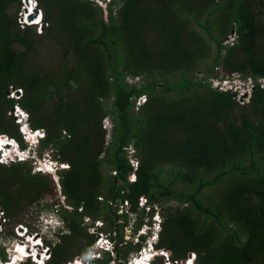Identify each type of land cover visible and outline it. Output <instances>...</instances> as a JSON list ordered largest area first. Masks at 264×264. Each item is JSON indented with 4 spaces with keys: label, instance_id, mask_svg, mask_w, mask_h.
Instances as JSON below:
<instances>
[{
    "label": "trees",
    "instance_id": "obj_1",
    "mask_svg": "<svg viewBox=\"0 0 264 264\" xmlns=\"http://www.w3.org/2000/svg\"><path fill=\"white\" fill-rule=\"evenodd\" d=\"M36 2L39 33L18 24L21 0H0V135L26 146L10 114L18 106L29 128L44 132L38 156L55 153L57 162L69 166L59 173L71 208L59 207L66 233L44 238L51 250L46 264L91 255L95 235L83 221L100 220L106 209L113 249L94 262L127 264L144 238L139 244L123 240L127 213L118 215L113 206L135 214L138 230L158 203L170 199L177 207L163 209L156 248L171 261L194 254V264H264V86L257 83L264 79V0ZM98 2L107 5V18ZM232 30L236 39L225 44ZM231 75L254 83L248 103L211 86L210 79ZM126 76L143 82L130 87ZM11 89L22 96L9 98ZM140 97L146 101L136 109ZM105 118L113 126L108 140ZM129 145L138 160L132 183L134 168L124 150ZM164 165L170 166L168 183L161 178ZM50 179L32 174L26 163L0 165L5 231L13 223L32 234L25 211L55 191ZM176 183L186 190H172ZM102 184L106 196L99 201ZM207 188L214 195L204 194ZM142 199L149 213L139 210ZM1 237L14 234L0 230Z\"/></svg>",
    "mask_w": 264,
    "mask_h": 264
},
{
    "label": "rangeland",
    "instance_id": "obj_2",
    "mask_svg": "<svg viewBox=\"0 0 264 264\" xmlns=\"http://www.w3.org/2000/svg\"><path fill=\"white\" fill-rule=\"evenodd\" d=\"M22 1H25V0H22ZM22 1H21V9L25 7V4L27 5V3L22 5ZM99 6L103 9L104 18H107V14H108L107 5H105L104 2H102V3L99 2ZM221 13L222 12H220V14ZM19 14H23V11L21 10L19 12ZM221 15H223V14H221ZM20 17H22V16H20ZM221 18H222V21L224 19L226 20L225 17H221ZM197 19H198L197 22L202 23L203 20H204V17H201V18L199 17ZM216 19H217L216 16H213L210 20H211V24H212V28H213V34H214L215 38L219 39V34H217V32H216V26H215V20ZM18 20L19 19H17V22H18ZM19 22H22V21L19 20ZM190 22H191L193 28L197 31V33L199 35H201L202 37H204V34H203L202 30L200 29V27L198 25H196L194 21L191 20ZM40 29H41L40 27H37V33L40 32ZM233 31L234 30H232V32ZM210 48H211V46H210ZM197 75H198V77H203L202 73H197ZM128 77L129 76H126L125 82L130 87L137 88L139 86V84L143 82V80L140 77L127 79ZM236 78H237V76H232V80L233 81ZM176 80H179V76H176ZM167 81L170 82L171 79L168 78ZM209 81L211 82V84H212V82L216 83L214 78L210 79ZM235 89H237V88H235ZM235 89H233V90H235ZM10 93H13V97L14 98H18L19 97V96L15 95L16 92H15L14 89H11ZM18 94L20 95V93H18ZM241 94H243L244 96L247 95L246 93H241V91H240V94L236 97V99L238 97H240ZM10 97H12V96H10ZM144 100L145 99L142 98V100L138 99L137 101H135L136 109H138V107L142 105V102H144ZM12 119H13V116H12ZM13 122L15 123L16 119H13ZM27 135H29V134H27ZM107 139H108V137H107ZM7 141H8L7 146H9L10 144L15 146L12 142H10V139H8ZM4 148H6V147H4ZM21 148L22 147L20 146V149ZM27 148H29V147L26 144V146L23 149H27ZM33 151H34L33 156H34V158L37 159V161L29 160V162L26 163L28 165V167H30L32 169V174L35 173V174H40V175H44V176L48 175L51 178L50 180L53 181L54 186H56L55 191H53L52 194L44 193L43 194V198L41 199V201L37 205H34V206L28 208L25 211L24 222L30 226L31 230H33V231H31L32 235L33 236L37 235V237L35 239L36 240H38V239L42 240V243H43V241L45 240L44 238L52 239L55 236L54 232H58L54 228L55 226L52 225V220H53L52 211L54 209L53 208L54 207V203L58 201L59 204L63 208H67L68 210H71V208L67 207L65 198L63 197V195L61 193V187L59 185V182H60L59 181V173L60 172L59 171L56 172L55 169H54V165L57 163L56 157L54 158L55 153L53 152L54 154H52V153H50L48 151H44L42 153V156L39 157L38 156V149H36V150L34 149ZM127 156H128L130 161H133L132 160V149H128ZM38 161H40V163ZM50 161L54 162V165H52ZM137 161H135V162L133 161L132 162L134 166L138 164ZM37 169L41 170L42 172H37L36 171ZM169 169H170L169 165H164L163 166V172L161 173L162 174L161 178L166 183H168L170 178H171L170 175H169ZM47 171H49V172H47ZM167 174L169 176H167ZM103 175L107 177V175H108V169L107 168H103ZM106 177H105V179H106ZM184 187H185L184 185L176 183L172 187V190H176V191H179V192H181V191L184 192L186 190ZM206 190L207 191H204V194H208V195L212 194V195H214L213 191L210 188H207ZM100 192H101V195H100V198H98V199H99V201H104L105 196H106V186L104 184H102ZM116 207H118V215H122L123 212H124L123 207L119 203H117V204H115L113 206V208H116ZM167 207L175 208V207H177V204H176V202H174L173 200L170 199L168 201H166V200L163 201L162 200L161 203H158L156 205L155 213H158V220L159 221H161V219H162L161 213H162L163 209L167 208ZM56 208L59 210L58 206H56L55 209ZM106 213H108V210L107 209L103 210L102 216H101V218H99L100 220H95V222L93 220H89V222H87L88 220H84L83 221L84 222V226L87 228V232L89 234H91V235H95V238H94L95 241L93 243L94 244L93 245V252H92L91 255L86 256V257H84V256L76 257V258H74V260L71 263H68V264H91V263L94 264V261H91V260L87 259V257H89V258H92V257H96L97 258L98 257V259L100 258V260H101L102 258H104V252H101V251L99 252L98 251V249L100 247H102L104 249H108L110 251L113 249L112 243H111V245H108L107 242H106V239L110 240L109 233L105 232V230L108 229L107 222L103 220V217L105 216ZM106 216H107V214H106ZM58 220L60 222H63L61 217ZM152 220H153V218L151 219V221ZM97 221L99 223H97ZM136 221H137V217H135V216L134 217L127 216V222H126V224L124 225V227L122 229L123 240L124 241L133 242L138 237V234L135 235L136 232H137V229L135 227L136 226ZM144 221L146 223L148 221V219H145ZM5 223L7 225V221ZM93 223L98 224V227H100V228L96 229L95 228V224H93ZM120 223L124 224L125 221L122 219L120 221ZM208 223L210 225L213 224L211 220H208ZM12 224L6 227V231H5V227H2V229H1V231H3L4 234H6V233H13L14 234V237H12V238H7V237H1L0 238V249L1 248H6V250H5L6 259L4 260L5 262L10 259V254H11L10 252H12L11 248L17 242L20 243V241H22V238L24 236L27 239L28 238L27 236H29V234H31L30 230L28 228L26 229L24 226H20V225H16L15 227L12 228L11 227ZM17 234L20 235L21 240L18 239ZM147 234H148V232H147ZM141 237H143V236H141ZM144 238H146V240H147L146 236ZM55 240H56V238L54 239V241ZM110 242H111V240H110ZM21 243H24V241H22ZM36 253H38L37 250H36ZM135 257H136V254L135 253H131L129 262L132 261L133 259H135ZM0 261L2 262L1 259H0ZM140 261H142V259ZM40 262H42V261H40ZM159 262H162V264H164V262L162 260H157L155 263L158 264ZM138 263H139V261L136 260L135 264H138ZM150 264H154V263H150ZM178 264H180V262Z\"/></svg>",
    "mask_w": 264,
    "mask_h": 264
},
{
    "label": "clouds",
    "instance_id": "obj_3",
    "mask_svg": "<svg viewBox=\"0 0 264 264\" xmlns=\"http://www.w3.org/2000/svg\"><path fill=\"white\" fill-rule=\"evenodd\" d=\"M106 2H108V0H106ZM25 3H27V5ZM24 4H25V7L22 8V9L20 8V9L23 11V14L25 15V17H20L22 14H19V13L17 15V19L22 21V22H19V20H18V24L21 25L20 27H23V26L40 27L42 25V16H41L42 13L40 12V10L37 7L36 0H31V3H29V0L22 1V5H24ZM98 4H99V2H98ZM27 6H29V8H34V11L35 10L39 11L41 17H40V20H39V22L37 24L33 23L34 20L32 22H29L28 20H25L26 18H28V16L26 17L27 14H26V10H25V9H27ZM34 11H33V13H34ZM30 15H33V14H30ZM33 24H35V25H33ZM235 39H236V35L233 32L232 35L229 36L225 40V44H232V42ZM232 76H237L238 79L236 78L233 81L232 80ZM129 78H136V77L129 76L127 79H129ZM261 80H263V79H261ZM259 81L260 80H258L257 83L262 87V85L260 84ZM215 82L216 83L212 82L211 86H213L215 89H217L219 91H222V92H236L237 93L236 97L240 94V91H241V93H246L247 94L246 96L241 94L242 97H243V103L242 104L248 103V101L250 99V96H251V91H252V88H253V84H254L250 79L241 80L238 75H231V77L225 78L223 80L215 79ZM249 83H251V85ZM221 85L223 87H226V89L225 90L221 89V87H220ZM235 88H237V89H235ZM233 89H235L236 91L233 90ZM15 92H16L15 95H17L19 97L22 96V91L21 90H15ZM18 93H20V95ZM10 96H12V97H10ZM19 97L18 98H14L13 97V93H9V98H11V99L17 100V99H19ZM142 98L145 99V97H140L139 100H142ZM145 101H146V99L144 100V102H142V105L145 103ZM236 101L239 103V101L237 99H236ZM239 104H241V103H239ZM10 114H11V117L13 116V119H16L15 124L18 126L17 131L21 135V137L23 139V142L25 144H27L29 148H27V149L21 148L22 149L21 150L20 149V145L17 143V141L15 139H12V138H10L8 136H5V135H0L1 137L10 139V142H12L15 145V146H10L9 148H5V151H7L9 157L12 158V163H10L8 165H4V164L0 163V165H3V166H10L12 164H17V163H28L29 160L33 161L34 160V156H33L34 151L33 150L34 149L35 150L38 149L39 140L41 138H43V136H44V132L42 130L33 131V130H31L29 128V126H28V115H27V113L25 111H23L18 106H16ZM102 128L104 130H106V132H107L106 140H108L109 137H110V132H111V130L113 128L112 123L109 120V118H105L104 120H102ZM29 133H30V138L27 136V134H29ZM37 133H40L41 135H37ZM107 137H108V139H107ZM128 149H132V156H133L134 150H135L134 147L132 145H129L128 147L124 148L126 153H128ZM17 151L24 152L25 155L24 156L23 155L20 156V155L16 154ZM21 157H22V160H21ZM23 157H24V159H23ZM130 164H131V161H130ZM68 167L69 166L67 164H60L59 162H57L54 165V169H55L56 172L57 171L62 172L64 170H67V169H69ZM132 167H133V165H132ZM137 167L136 168L133 167L134 171L128 177V182L129 183L135 182V179H136L135 172L137 170ZM122 207L124 209V212H123L122 215L127 213L126 214L127 216H132V217L135 216L136 217L135 214H131L129 211H127L124 206H122ZM138 208H139L140 211L141 210H145L146 211L145 213H149L150 212V207L148 206V203H147L146 199H142L139 202ZM152 218H153V220L151 221ZM4 219L5 218H4L3 214L0 212V230L2 229V225L5 224ZM145 219H148V221L146 223L144 221L143 225L137 230L135 235L138 234V237L135 239V241H133V243L134 244H139L140 241H141L140 239L144 238L145 236L147 237V240H146V238H144V241L142 242V247L140 248L139 252L136 253L135 259H133L130 262L128 261L127 264H135L136 260L138 258L140 259L142 257V254H146L147 252H148L149 255L147 257V260L145 261V264H150V263L156 262L157 260H162L164 262V264H173L174 261H171L170 254L168 252L163 251V250H158L156 248V243L158 241V236H159V233H160V230H161V221L158 220V213L154 212L152 217H149V216L146 215ZM94 222H95V220H94ZM97 223H99V222L97 221ZM93 224H95V228L96 229L100 228V227H98V224H96V223H93ZM156 225H159V230L158 231H157ZM147 232H148V234H147ZM141 236H143V237H141ZM17 237H18L19 240H21V237H20L19 234H17ZM27 237H31L32 239H34V238L37 237V235L33 236L32 234H29V236H27ZM25 240H26V237L24 236L22 238V241H25ZM36 241H40L42 246L38 245L36 247V250L39 253H36V254L31 253V263H33V264H46L49 261V258L46 259L44 257L43 249H44V247H48V246L44 243V241L42 243V240L38 239ZM106 242H107L108 245H111V243H112L108 239H106ZM103 252H110V250L103 248ZM162 252L163 253H167L169 255V258L166 259L165 256L162 255ZM191 256H192L193 261L195 262V255L191 254ZM38 257H39V259H38ZM87 259H89L91 261L100 260V258L98 259V257L97 258L96 257H92V258L87 257ZM167 260H169V261L166 263ZM185 260H186V264H187L189 259L187 258ZM40 261H42V262H40ZM179 262H180V264H182L181 263L182 261H178V263ZM160 263L161 262H159V264ZM94 264H95V262H94Z\"/></svg>",
    "mask_w": 264,
    "mask_h": 264
},
{
    "label": "bare ground",
    "instance_id": "obj_4",
    "mask_svg": "<svg viewBox=\"0 0 264 264\" xmlns=\"http://www.w3.org/2000/svg\"><path fill=\"white\" fill-rule=\"evenodd\" d=\"M25 10H26V14H27L26 17H27L28 15L33 14L34 8H29V6H27V9H25ZM40 17H37V19H34L33 23L37 24L39 22V20H40ZM25 20H27V18ZM35 24H33V25H35ZM27 136H29V138H30V133ZM7 140H8L7 138H5L3 140H0V154H2L3 151H5L4 147L9 148L10 146H13L11 144L9 146H7V143H8ZM16 154H18L20 156L23 155V154L20 153V151H17ZM33 161H37V159L34 158ZM38 162L40 163V161H38ZM50 162H51L52 165H54V162H52V161H50ZM36 171L37 172H42L41 170H38V169ZM56 206H58V208H59L61 205L60 204L59 205L55 204L54 207H53L54 209L52 211V217H53L52 225L55 226L54 228L58 231V232H54L55 236L63 235L66 232L65 229H64L63 222H60L58 220L61 216L59 215V210L57 208L55 209ZM4 222H5V219H4ZM30 239H32V238L28 237L26 239V241H24L25 244L21 243V242L20 243L17 242L12 247V250H11L12 252H10L11 253L10 254V259L8 261H6V262L5 261H2V262L0 261V264H25L27 262L31 263V253L36 254V250H35L36 247L38 245L42 246V244H41L40 241H39L40 244H37V241H33V242L29 243ZM34 240H36V239H34ZM99 249H103V248L100 247ZM147 257H148V253L142 254V257L140 259L139 258L137 259V261H139L138 264H145V261L147 260ZM38 259H39V257H38ZM141 259H142V261H140ZM191 264H194V263L191 262Z\"/></svg>",
    "mask_w": 264,
    "mask_h": 264
},
{
    "label": "built area",
    "instance_id": "obj_5",
    "mask_svg": "<svg viewBox=\"0 0 264 264\" xmlns=\"http://www.w3.org/2000/svg\"><path fill=\"white\" fill-rule=\"evenodd\" d=\"M21 16H22V17H25L24 14H22ZM249 82H250V81H249ZM259 82H260V84H261L262 87H263V86H264V79H263V80H260ZM249 84L251 85V83H249ZM220 87H221V89H223V90L226 89V87H223L222 85H221ZM237 100L239 101V103L242 104V103H243V97H242V95H241L240 97H238ZM5 153H7V151H3L2 154H0V163H2V164H4V165H8V164L12 163V158L9 157L8 153H7V155H5ZM20 153L23 154V156H24V154H25L24 152H20ZM23 159H24V157H23ZM21 160H22V157H21ZM132 162H133V161H131V164L133 165ZM133 167L136 168L137 165H135V166L133 165ZM85 220H88L87 222H89L90 219L85 218ZM156 228H157V231H158V230H159V225H156ZM50 252H51V250H50L49 247H44V249H43V254H44V257H45L46 259L49 258V256H50ZM162 254L165 256L166 259L169 258V255H168L167 253H163V252H162ZM169 260H170V259H169ZM169 260H167L166 263H167ZM173 264H178V262H173Z\"/></svg>",
    "mask_w": 264,
    "mask_h": 264
},
{
    "label": "water",
    "instance_id": "obj_6",
    "mask_svg": "<svg viewBox=\"0 0 264 264\" xmlns=\"http://www.w3.org/2000/svg\"><path fill=\"white\" fill-rule=\"evenodd\" d=\"M41 16H42V14H41ZM37 17H40V13H39V11L35 10L34 13H33V15H28L27 20H28L29 22H32L34 19H37ZM34 239H35V238H34ZM11 249H12V248H11ZM189 258H192L191 254L188 255V259H189ZM181 263H182V264H186V260H183Z\"/></svg>",
    "mask_w": 264,
    "mask_h": 264
},
{
    "label": "snow or ice",
    "instance_id": "obj_7",
    "mask_svg": "<svg viewBox=\"0 0 264 264\" xmlns=\"http://www.w3.org/2000/svg\"><path fill=\"white\" fill-rule=\"evenodd\" d=\"M29 3H31V0H29ZM37 135H41V134L40 133H37ZM5 155H7V153H5ZM29 243H31V241ZM37 244H40V242L37 241ZM161 264H162V262H161ZM188 264H191V260L188 261Z\"/></svg>",
    "mask_w": 264,
    "mask_h": 264
}]
</instances>
